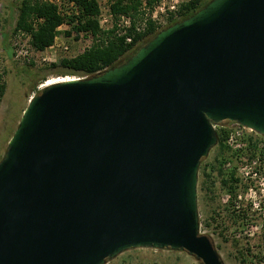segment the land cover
<instances>
[{"label": "water", "instance_id": "obj_1", "mask_svg": "<svg viewBox=\"0 0 264 264\" xmlns=\"http://www.w3.org/2000/svg\"><path fill=\"white\" fill-rule=\"evenodd\" d=\"M222 121L264 136V0H208L124 61L31 97L0 159V264L137 247L224 264L197 208Z\"/></svg>", "mask_w": 264, "mask_h": 264}, {"label": "rangeland", "instance_id": "obj_2", "mask_svg": "<svg viewBox=\"0 0 264 264\" xmlns=\"http://www.w3.org/2000/svg\"><path fill=\"white\" fill-rule=\"evenodd\" d=\"M53 1L58 4V9L65 14H70V11H73L72 6L66 0ZM174 1L180 7L187 0H165V4L169 5ZM19 2L20 0H0V74L5 86L4 93L0 97V159L4 155L7 142L18 124L23 109L31 97L39 94L47 80L58 77L82 78L88 76L82 73L73 74L60 66L49 67L50 64L58 63L64 57H73L94 42L93 36L89 33H80L78 37H75L76 34L71 30V24L62 25L57 29L58 34L54 47L44 49L45 53L52 58L51 61L39 60L34 55L35 51H31L29 36L23 32L13 33ZM98 3L100 11L110 10V0H98ZM147 9L150 11L153 8ZM139 10L136 25L146 17V11L141 7ZM117 23L118 17L113 15L112 24L108 25L107 30L116 26L114 33L119 32L120 27ZM167 25L168 23L165 26ZM66 32H70V34ZM19 44L28 49L27 57L23 58L22 55L19 58L16 57ZM62 45L67 46V49L64 50ZM225 125L228 126L230 123L226 122ZM257 137L264 141V138ZM257 150L260 154H256V156H259L260 164H264V148H257ZM248 151L249 149L240 153V156L247 157ZM232 153L236 154L237 152L230 148H228V152H222L217 143L199 165L197 179L199 232L210 238L224 264H264V186L253 181L251 182L253 189L249 191L250 184L245 187L239 185L236 188V195L231 196L221 182L222 178H228V176L220 175L217 172V158L228 155L229 158L226 162H230V166H236L235 175L237 176V167L242 161L237 160L235 155L230 158ZM212 165L214 167L211 169ZM202 168L208 176L203 174ZM231 200L235 208L245 210L246 219L238 220L236 223L231 220L229 217V213L232 211ZM254 201L259 203L261 209L253 207ZM105 264H201V262L181 250L137 247L108 259Z\"/></svg>", "mask_w": 264, "mask_h": 264}, {"label": "trees", "instance_id": "obj_3", "mask_svg": "<svg viewBox=\"0 0 264 264\" xmlns=\"http://www.w3.org/2000/svg\"><path fill=\"white\" fill-rule=\"evenodd\" d=\"M159 0H145L146 8H153L154 4ZM68 4H72V10L75 7L77 14L70 11V14H61L59 6L53 0H20L17 6V15L13 33L23 32L29 36V43L36 50H44L51 46L58 34V27L63 23L71 24V30L78 37L80 33H89L93 36L94 42L85 48L81 53L73 57H64L58 63H51L49 67L60 66L69 72L82 73L83 75H94L105 68L116 65L124 61L139 46L146 43L158 31L152 22L141 31L136 30V21L141 7V0H110V10L114 16L119 17L125 15L130 17L131 25L127 28L125 34L114 33L113 29L103 30L99 27L97 16L100 12L98 0H66ZM208 0H187L182 3L178 9L177 19L169 18V24L181 20L206 4ZM70 34V32H66ZM129 35L130 42H126L125 38ZM4 83L0 74V97L4 93ZM226 122L218 123L216 128L217 143L219 150L228 152L224 141L228 132ZM247 158L260 154L255 146L248 148ZM235 155L239 159L238 153L231 154L230 158ZM264 157V155H263ZM227 156L217 158L218 169L220 175H227L228 178H222L221 182L226 187L231 196L236 195V188L239 185L245 187L246 184L241 182L240 178L235 175V165L226 168L224 164ZM203 161L201 159L200 163ZM214 166H211V169ZM225 170V172H223ZM203 174L207 175L202 168ZM232 211L229 213L231 220L236 223L238 220L246 219L245 210H239L234 207L232 200L230 202Z\"/></svg>", "mask_w": 264, "mask_h": 264}, {"label": "built area", "instance_id": "obj_4", "mask_svg": "<svg viewBox=\"0 0 264 264\" xmlns=\"http://www.w3.org/2000/svg\"><path fill=\"white\" fill-rule=\"evenodd\" d=\"M165 0L159 1L155 6H153V9L148 11L146 8V2L145 0H141V8L142 10H145V16L139 24L136 25V30L141 31L144 30L149 22H152L157 30H160L164 28V26L169 22V18L177 19L178 15V9L179 5L176 1L170 3L169 5L165 4ZM72 5V4H70ZM73 11L75 14H77V9L74 7ZM64 12L61 11V14ZM97 20L99 23V27L101 29L107 30L109 28V24H112L113 20V14L111 10H105L100 11ZM69 23H63L62 25H68ZM61 25V26H62ZM117 25L120 27L119 34H125L127 28L131 25V19L128 16L120 15L118 17V23ZM60 27V26H59ZM54 43L49 47H54ZM126 42L131 41V37L129 35L125 38ZM64 50L67 49V46L62 45L61 46ZM35 52H34V51ZM31 51L34 52V55L37 56V58L43 62H49L51 61V57L45 53L44 50H36L35 48H31ZM27 57L29 55V51L27 48H25L22 44H19L16 51V57ZM230 125L227 126L228 132L225 138V144L228 148L238 153L239 159L241 164L237 167V177L240 178L241 182L244 184H250L248 187L249 191L253 189V186H251V182L257 181L260 185L264 186V164H260L259 162V156H254L251 158L244 157V155L240 156V153L245 152L249 147L256 146L259 149L264 148V141L260 140L257 136H260L264 138L263 135L257 133L256 131L247 128L245 126H242L238 124L237 122L228 121ZM214 129L218 127V124H213ZM225 167H230V162L225 163ZM253 207H258L261 209V206L259 207V203H256L255 201L252 203Z\"/></svg>", "mask_w": 264, "mask_h": 264}, {"label": "bare ground", "instance_id": "obj_5", "mask_svg": "<svg viewBox=\"0 0 264 264\" xmlns=\"http://www.w3.org/2000/svg\"><path fill=\"white\" fill-rule=\"evenodd\" d=\"M68 79H71L70 77H63V78H61V77H58V78H56V79H53V80H47L44 84H43V86H47V85H50V84H53V83H56V82H61V81H65V80H68Z\"/></svg>", "mask_w": 264, "mask_h": 264}]
</instances>
